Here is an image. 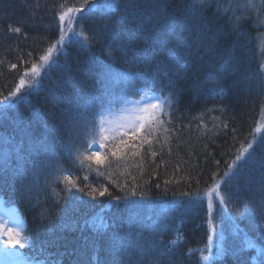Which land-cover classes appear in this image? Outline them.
<instances>
[{
	"label": "trees",
	"instance_id": "trees-1",
	"mask_svg": "<svg viewBox=\"0 0 264 264\" xmlns=\"http://www.w3.org/2000/svg\"><path fill=\"white\" fill-rule=\"evenodd\" d=\"M81 2L82 0H0V92L3 95H7L8 91L15 88L24 68L38 61L39 56L58 39L57 13L61 10L60 4L78 7ZM112 3L113 0H92L83 13L84 18L80 20L77 31H84L90 35L100 29L104 20H108L109 30L105 42L113 46L121 42L129 43L127 13L117 9L109 11L107 5ZM244 3L245 0H221L220 7L209 9L212 18L218 13L222 17H230L231 20L241 18L237 23L242 25L244 32L248 33V39L239 70H229L225 63L232 47L231 41H226L220 52L216 54L207 53L203 48L193 52L190 62L176 77L181 94L175 98L173 107L177 109L176 117L180 119L173 117L169 123V117H163L164 127L170 131L165 133L161 129L156 133L160 138V144L153 143L151 151L157 153L155 157L145 145L139 155L129 154L123 159L112 158L110 167L107 162L100 165V171L105 172L103 177H97L95 164H92L93 170L90 172L87 161L83 166L79 161L75 162V168L82 167V171L73 169V178L77 179L81 186L84 185L82 177L87 175L89 184L96 187L109 186L114 196H123L128 189L125 188L121 192L112 185L108 180L109 173L120 183L130 182L132 177H136V183L139 184L138 191L146 192L144 197H134L141 202L135 209L138 221L152 223L164 216L170 217L172 227L164 233L163 238L168 242H177L173 246L175 252L173 258L178 260L179 264H259L257 249L248 247L245 239L251 240L257 247H264V227L261 226L258 213L251 222L247 217L239 215L229 220L226 216H221L222 206L219 207L217 203L215 216L212 217L216 231L210 232L207 224L206 200L188 208H173L177 201L187 199L180 196L181 190L189 191L197 187L195 181H200L201 189L213 187L211 173L217 171L214 161H220L219 168L222 174L225 162L236 154L241 143L246 144L247 140H251L249 133L253 129L259 126L262 130L257 134L258 140L260 135L264 134V114H262L264 96L259 94L260 83L264 81V24L256 22V10L242 6L233 7V4ZM93 5L95 12H89L88 9ZM10 27H20L22 31L13 33L9 31ZM151 43L150 37H138L130 42V47L143 49ZM100 47L96 44L91 48H82L77 43L66 42V47L53 53V59L60 66L51 64L45 66L39 86L47 90L55 82H63L69 76H74L75 79L67 86L69 95L76 96L78 92L87 94L98 89L101 61L107 62V58L100 52ZM28 53H32L31 57L27 55ZM65 53L68 54L71 63L70 71L62 67L65 63ZM159 55L162 68L168 70L166 50L160 49ZM21 56L23 59H20ZM12 63L17 64L16 69L11 68ZM129 66L127 58L123 56H120L116 62V67L121 70ZM135 87L142 88V85L137 83ZM157 93L166 95V93ZM136 97L138 96H131L130 99ZM120 105H109L105 110ZM51 110V106L45 104L43 91L39 96L32 95L15 107L8 108L6 112L5 106L0 104V201L2 200L8 207L16 206L23 216L22 235L27 239V246L20 248V256L24 264H54L56 261L60 264H74L77 260L81 264L85 262L107 264L110 259L106 251L107 237H98L91 227L84 224V221L101 212L102 209L110 223L113 220L127 221L129 210L125 201H120L117 208L114 206L117 202L111 201L107 195L97 199L89 197L86 194L87 189L85 192L73 189L72 193H65L59 190L65 187L61 182L58 186L53 185L55 191L48 188L46 191L42 190L34 194L42 201L39 206H35L34 199L27 200L21 197L19 181H14L12 178L11 170L18 164L14 147L22 140L17 126L19 117L34 121L32 131L35 139L47 135L57 151L62 149L63 138L53 130L54 122L47 115ZM165 111H170L167 105ZM36 112L44 117L47 128L44 123L36 119L34 115ZM224 123L228 124V129L223 128ZM233 128L236 129L235 133L231 131ZM165 136L168 137L167 142ZM233 136L236 137L235 141ZM5 140L9 143L6 144ZM35 147L38 149L39 145ZM6 150L8 177L5 181L3 161ZM262 157H264V144L258 143L255 145V160L259 161ZM27 167L30 169L31 164ZM63 167L69 168L71 165L64 163ZM154 172L158 175H153ZM258 176V167L249 165L241 170L240 180L234 181L231 185V188L236 190L239 183L244 189L237 193L239 199L235 203L236 207L242 208L247 202V206L253 208V201L259 196V191L256 180L252 178L258 179ZM165 180H171L173 183L166 186ZM146 181L149 183H145ZM176 181L180 183L177 184ZM40 184L43 188L44 176L40 177ZM156 184H160V188H156ZM165 187L168 188L167 191L164 190ZM66 195L67 200L60 199ZM54 202L69 209L70 216H62ZM232 206L230 204L229 208ZM42 211L52 217L51 222L47 217H41ZM223 211L227 213L228 209ZM62 222L69 224L75 222L76 226L61 228L59 225ZM218 228H222L223 243L220 244L218 241L217 244L213 238L212 247L205 249L208 236L215 234L217 237ZM82 236H84V244L88 246L86 248L81 245ZM94 240L99 246L98 253H94L92 247ZM221 247L227 251L223 256L217 257L216 253ZM202 250L204 256L215 259L203 260ZM94 255L96 259H92Z\"/></svg>",
	"mask_w": 264,
	"mask_h": 264
},
{
	"label": "snow or ice",
	"instance_id": "snow-or-ice-1",
	"mask_svg": "<svg viewBox=\"0 0 264 264\" xmlns=\"http://www.w3.org/2000/svg\"><path fill=\"white\" fill-rule=\"evenodd\" d=\"M91 2L92 0H82L78 7L60 4L61 10L57 13L58 39L47 48L43 55L39 56L38 61L24 68L13 90L8 91L7 95L0 92V104L5 106L6 112L8 108L15 107L32 95L39 96L43 91L45 104L50 105L52 109L47 115L54 122L53 130L63 138L62 149L57 151L47 135L40 139L34 138L32 131L34 121L19 117L17 126L22 140L14 147L18 164L11 170L12 178L14 181H19L21 197L27 200L34 199L35 206H39L42 201L34 194L42 190L46 191L48 188L55 191L56 188L53 185L58 186L61 182L65 187L59 190L65 193H72L73 189L85 192L87 189L86 194L89 197L97 199L107 195L111 201L117 202L114 205L117 208L120 201H125L129 210L127 221L113 220L110 223L103 214V209L84 221V224L91 227L98 237H107L106 251L110 256L107 264H179L178 260L173 258L175 254L173 246L177 242H168L163 238L164 233L172 227L170 217L164 216L152 223L138 221L135 209L141 202L134 197H144L146 192L138 191L139 184L136 183V177H132L130 182L120 183L109 173L108 180L112 185L119 188L121 192L125 188L128 189L125 195L114 196L109 186L96 187L89 184L87 175L82 177L84 185L81 186L77 179L73 178L75 162L79 161L82 166L85 161L89 162L90 172L93 170L92 164H95L97 177H103L105 172L100 171L99 166L107 162L110 167L112 158L123 159L129 154L139 155L145 145L151 151L154 142L160 144V138L156 133L161 129L165 133L170 131L164 127L163 117L168 116L169 123L173 117L180 119L176 117L177 109L173 107L176 102L175 98L181 94L176 77L190 62L193 52L203 48L207 53L216 54L220 52L226 41H231L232 47L225 63L229 70H239L241 60L244 59L243 52L246 49L248 33L244 32L242 25L237 23L240 17L231 20L230 17H222L219 13L215 18L210 16L209 9L220 7L221 0H113L112 4L107 5L109 11L117 9L127 13L129 22V43L121 42L113 46L105 42V36L109 30L108 20H104L100 29L90 35L84 31H77L80 20L84 18L83 13ZM241 6L256 10V22L264 24V0H259V2L245 0L243 5L233 4L234 8ZM88 10L95 12V6L93 5ZM9 31L20 33L22 29L10 27ZM138 37H150L152 43L143 49L130 47V42ZM66 42L77 43L82 48H91L96 44L101 46L100 52L107 58V62L101 61L98 89L87 94L78 92L76 96L69 95L67 86L75 79L74 76H69L63 82H55L47 90L39 86L42 70L47 65H57V61L53 59V53L66 47ZM58 46L61 47L58 48ZM160 49L166 50L168 70L161 66ZM27 55L31 57L32 53ZM120 56L127 58V63L130 65L128 68L121 70L116 67ZM20 59H23V56ZM62 67L71 70L67 53H65V63ZM11 68L16 69L17 64L12 63ZM137 83L141 84L142 88H136ZM143 89L166 93V95L145 98L141 94ZM259 94L264 96V81L260 83ZM131 96H139V99L133 100L129 108L125 110L123 105L129 103ZM116 104H121V118L118 121L109 120L108 114H105V108ZM166 105L170 111H165ZM125 111L127 115H124ZM262 114H264V107H262ZM34 115L36 119L44 123V117L39 112ZM44 126L48 127L46 123ZM223 128L228 129V124L224 123ZM231 131L235 133L236 129L233 128ZM261 132L258 126L249 133L251 140H247L246 144L241 143L236 154L225 162L222 174L219 168L220 161H214L217 171L211 173L213 187L201 189L200 181H195L197 187L189 191L181 190L180 196L187 199L177 201L173 208H188L206 200L207 224L210 232L216 231L212 217L217 203L222 206L221 216L232 220L233 217L239 215L247 217L251 222L258 213L261 226L264 227V157L259 161L255 160V145L264 144V134L260 135L259 140L257 139V134ZM164 139L167 142L168 137L165 136ZM235 139L236 137L233 136V141ZM4 142L9 143L7 140ZM35 145H39V148L37 149ZM151 155L155 157L157 153L151 151ZM64 163L70 164L71 167L64 168ZM28 164H31L30 169L27 167ZM3 165L6 181L8 177L7 150ZM249 165L258 167L259 170L258 179L252 178L258 184L259 196L254 199L253 208H249L247 202L242 208L236 207L235 203L239 199L237 193L244 189L239 183H237L236 190H233L231 185L234 181L240 180L241 170ZM82 170V167L75 168V171ZM153 175H158V173L154 172ZM41 176H44L43 188L40 184ZM164 183L167 186L173 181L165 180ZM155 187L160 188V184H156ZM164 190L167 191L168 188L165 187ZM60 199L67 200L68 196ZM54 203L62 216H70L69 209L61 207L58 202ZM230 204L233 205L231 208H229ZM223 209H228L227 213ZM40 215L42 218L47 217L51 222L52 217L47 212L42 211ZM23 224V217L15 209H10L6 215H0V241H3L2 248L5 256L20 258L19 252L9 251V249L27 246V239L22 235ZM4 225L8 226L4 227ZM59 226L74 228L76 225L75 222L72 224L62 222ZM212 242L213 237L209 235L205 249L211 248ZM245 244L257 249L259 264H264V247H257L247 238ZM92 247L94 253H98L99 246L95 240L92 241ZM226 251L221 247L216 256H223ZM96 258L95 255L92 257V259ZM202 259L209 261L215 257L204 256L202 250ZM54 264H60V262L56 261ZM74 264H81V262L77 260Z\"/></svg>",
	"mask_w": 264,
	"mask_h": 264
},
{
	"label": "rangeland",
	"instance_id": "rangeland-1",
	"mask_svg": "<svg viewBox=\"0 0 264 264\" xmlns=\"http://www.w3.org/2000/svg\"><path fill=\"white\" fill-rule=\"evenodd\" d=\"M141 94L144 95L145 98H149V97L154 96V95H160V96H162L161 94H157L155 92H150L147 89L145 91H142ZM136 99H139V96L136 97V98L130 99L128 104H124L123 105V108L125 110L128 109L129 106L131 105L132 101L133 100H136ZM105 114H108V119L109 120H117L118 121L121 118V115H122V113H121V105L119 107L109 108V109L105 110ZM124 115H127V112L126 111L124 112ZM94 147H96V146H94ZM215 208H214V214H213V216H215ZM10 209H15L18 212V214L21 215L20 212H19V210L16 207H6L4 205V203L2 201H0V215H6ZM7 226L8 225H4V227H7ZM217 231H218L217 232V237H216L215 234H213L212 237L215 238V242H217V244H218V241H219L220 244H222L223 243L222 242V239H221V231H222V228H218ZM2 244H3V241H0V261L1 262H3L4 264H24L21 258H16V257H11V256H5V254L3 252ZM217 244H216V246H217ZM9 251L19 252V247H17L16 249H11L10 248Z\"/></svg>",
	"mask_w": 264,
	"mask_h": 264
},
{
	"label": "bare ground",
	"instance_id": "bare-ground-1",
	"mask_svg": "<svg viewBox=\"0 0 264 264\" xmlns=\"http://www.w3.org/2000/svg\"><path fill=\"white\" fill-rule=\"evenodd\" d=\"M80 242H81V245L84 246V248L88 247L86 243L84 244V236H82V237L80 238Z\"/></svg>",
	"mask_w": 264,
	"mask_h": 264
}]
</instances>
